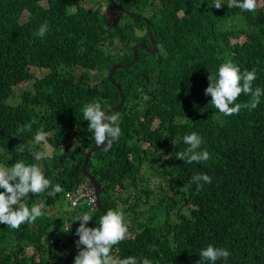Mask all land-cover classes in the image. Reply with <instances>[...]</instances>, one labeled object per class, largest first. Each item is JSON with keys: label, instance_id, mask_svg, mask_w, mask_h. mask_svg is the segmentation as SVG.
I'll return each instance as SVG.
<instances>
[{"label": "trees", "instance_id": "1", "mask_svg": "<svg viewBox=\"0 0 264 264\" xmlns=\"http://www.w3.org/2000/svg\"><path fill=\"white\" fill-rule=\"evenodd\" d=\"M100 1L108 13L99 3L84 7L83 0H0V166L38 164L62 188L51 196V189L28 194L29 208L44 203L35 222L19 229L0 224V264H65L77 254L74 217L88 212L93 217L86 226L98 225L104 213L87 199L72 207L65 198L87 180L84 156L96 145L82 109L120 103L109 71L131 62L136 45L151 49L145 22L157 52L138 48L132 64L114 71L126 98L113 112L120 115L121 135L85 162L100 187L101 207L123 211L128 227L110 254L196 264L211 244L230 251L227 262L216 264H264V96L255 109L225 116L204 94L207 77L226 61L241 72L255 68L253 88L264 90V0L252 12L229 8L228 0L219 9L214 0ZM44 23L48 31L40 37ZM250 100L241 94L236 103ZM29 123L31 131L14 136ZM38 130L55 149L41 161L33 156L41 150L34 144ZM192 132L202 138L199 150L210 153L208 161L176 158ZM148 172L150 178L141 176ZM200 173L211 183L197 191L192 177ZM52 209L61 214L49 215Z\"/></svg>", "mask_w": 264, "mask_h": 264}, {"label": "clouds", "instance_id": "2", "mask_svg": "<svg viewBox=\"0 0 264 264\" xmlns=\"http://www.w3.org/2000/svg\"><path fill=\"white\" fill-rule=\"evenodd\" d=\"M222 4H224L222 0H214L212 7L219 9ZM227 6L252 12L256 10L257 0H228ZM48 27L47 23L42 24L37 35L43 37L48 31ZM256 78L255 68L251 71L241 72L238 66L226 61L218 67L214 75L210 74L207 77L208 86L204 90V94L210 95L212 105L225 116L238 114L241 108L251 111L259 105L260 97L264 96V90L259 87L253 88ZM241 94L250 96V102L243 105L236 103ZM82 113L83 120L88 122L87 130L91 133V139L96 145L110 147L114 140L119 139L121 129L118 113L109 114L102 109L99 102L84 105ZM25 131H31V123L19 127L14 136L19 137ZM47 137L48 133L43 130H38L35 133L34 144L41 146L40 151L33 152L36 161L50 158L55 151L47 142ZM183 142L188 147L182 152H177L176 158L187 163H203L210 159V153L207 150H199L203 140L196 132L185 135ZM30 145L32 146V143ZM17 151L23 153V145H18ZM59 154H64L63 147L60 148ZM192 181L199 191L203 184L211 183V177L200 173L194 175ZM82 183H88V186L93 190L87 180L80 184ZM0 189H3L0 191V224L7 225L11 229H19L22 224L33 223L44 214L42 211L43 202L34 204L31 208L24 202L29 199V193L38 195L51 189L48 193L51 196L62 191L59 184L53 185L49 179L45 178L43 170L38 164H25L21 160H17L11 166H0ZM93 195L90 203H95L93 209H97L94 191ZM66 202L70 204L67 200ZM70 206L72 205L70 204ZM92 217L88 212L74 217L73 222L79 221V226L75 230V235L78 236V240L75 241L77 254L67 256L64 259V262L67 259L65 264H68L69 259H74L73 264H152L148 258H143L138 262L137 258L133 256L118 258L110 254L112 247L124 240L128 232L123 211L107 210L106 214L100 216L96 227H87L86 225L92 220ZM199 256L200 260L196 264H216L219 260L227 262L230 251L227 248L209 244L199 252Z\"/></svg>", "mask_w": 264, "mask_h": 264}, {"label": "water", "instance_id": "3", "mask_svg": "<svg viewBox=\"0 0 264 264\" xmlns=\"http://www.w3.org/2000/svg\"><path fill=\"white\" fill-rule=\"evenodd\" d=\"M123 12L125 14H127V16H130L131 18H136L135 16H133V14H130V13L126 12V11H123ZM145 25H146V31H147V34H148V38H149V41L151 43V49H148L145 44L136 45L135 47H133L134 58H133V60L131 62L114 63L112 65L110 71H109L108 77L115 84V86L119 89V92H120V95H121L120 103L117 106L110 107V108H108L106 110V112H109V114L119 111L124 106L125 99H126L120 84L115 79H113L114 71L116 69H118V68H124V67H127L128 65L132 64L137 59V49L138 48H142L148 53L150 52V53L154 54V53L157 52L156 45H154V43L152 41L151 33H150V30H149L148 24L146 22H145ZM114 142H115V140L111 144H113ZM105 147H108V146L107 145H94V147L88 153L85 154L84 162H83V166H82L83 177H85L87 179V181L90 183V185L92 186V189L94 191L95 199H96V205H97V210H99L101 213H104V214H106L107 211L104 210L103 207H101V205H100V195H101L100 187L97 184V182L95 181L94 177H92L88 172L85 171V162H86L87 158L90 156V153H92V152H94L95 150H98V149H103ZM66 261H67V259L65 260V262Z\"/></svg>", "mask_w": 264, "mask_h": 264}, {"label": "built area", "instance_id": "4", "mask_svg": "<svg viewBox=\"0 0 264 264\" xmlns=\"http://www.w3.org/2000/svg\"><path fill=\"white\" fill-rule=\"evenodd\" d=\"M94 197L93 190L88 186V183H82L76 186V191L66 192L65 198L72 206H77L82 199H87V204L93 209L95 208V203H90L91 199Z\"/></svg>", "mask_w": 264, "mask_h": 264}, {"label": "rangeland", "instance_id": "5", "mask_svg": "<svg viewBox=\"0 0 264 264\" xmlns=\"http://www.w3.org/2000/svg\"><path fill=\"white\" fill-rule=\"evenodd\" d=\"M96 3H99L101 5V7H103V13H108V9L105 7V2L104 3H101L100 0H83V2H82V4L84 5V7H93ZM258 5H261V3L258 2ZM38 73L39 72H37V74ZM43 76L44 75H42V77ZM28 87H29V85L26 88H28ZM141 176H144L146 178H150L151 177V173L148 172L147 174H142ZM154 181L155 180L153 178H151L150 182H152V183L155 184ZM64 208L67 209V212L65 213V215L62 216V218H63L64 221H66L67 219H69L71 217V215H70L71 214V212H70L71 210H69L70 207H69V205L67 203H65ZM48 213L51 216H54V215H57V214H61V212L59 211V209H52Z\"/></svg>", "mask_w": 264, "mask_h": 264}]
</instances>
